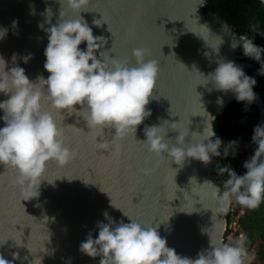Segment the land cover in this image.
<instances>
[{"label": "water", "instance_id": "water-1", "mask_svg": "<svg viewBox=\"0 0 264 264\" xmlns=\"http://www.w3.org/2000/svg\"><path fill=\"white\" fill-rule=\"evenodd\" d=\"M205 6L206 0H89L88 11L80 15L94 36L106 37L104 50L109 56L116 54L115 59L135 65L132 49L142 48L147 50L145 60L158 62L156 85L146 106L151 115L135 133L117 140L111 126L89 128L82 111L54 108L42 89V110L50 112L63 130V141L74 156L64 165L49 160L40 185L21 182L15 167L0 163V258L7 264H99L100 257L85 255L79 245L89 232L93 238L98 235V221L108 223L105 212L117 223L130 217L145 225L159 224L157 230L167 246L182 257L194 259L199 251L210 249L212 237L223 241L229 206L224 211L205 182L216 185L213 172L223 146L221 156H213L208 164L186 158L181 166L166 153L149 152L142 142L145 126L162 123L167 128L164 120H180L190 133L214 127L235 98L231 92L216 90L211 82L200 84L201 73L213 71L221 58L234 61L244 72L254 68L246 61L250 57L231 47L240 34L225 19L205 12ZM61 7L60 0H0V27L8 29L0 39V55L7 68L15 66L12 56L16 53V64L30 80L50 75L44 69L46 30L59 23ZM64 11L65 18L78 14L66 6ZM94 18L104 22L96 26ZM79 47L85 48L86 42ZM29 53L31 59L25 63L22 57ZM254 91L260 125L264 100ZM4 99L0 93V100ZM4 124L0 120V127ZM177 135L167 132L170 143ZM189 139L196 142L201 137ZM101 142L107 147H101ZM249 147L253 155L257 145L251 140ZM98 148L110 155L104 156Z\"/></svg>", "mask_w": 264, "mask_h": 264}, {"label": "clouds", "instance_id": "clouds-1", "mask_svg": "<svg viewBox=\"0 0 264 264\" xmlns=\"http://www.w3.org/2000/svg\"><path fill=\"white\" fill-rule=\"evenodd\" d=\"M60 3L59 23L46 30L48 44L44 50V69L50 73L46 79L40 75L36 80H30L25 69L16 64V53L12 56L15 66L11 68H7L5 58L0 55V93L7 97L0 100V110L3 111L0 120L5 122L0 127V163L15 167L21 182L31 184L40 185L49 160L64 165L74 156V150L64 143L62 132L51 113L42 110V89L46 90V98L54 108L82 111L89 128L100 130L111 126L115 129V138L119 140L135 133L137 126L151 115V109L146 106L159 71L155 59H144L146 49H132L137 60L135 65L109 56V52L104 50L106 37L94 36L92 27L80 15L81 11H88L89 0H60ZM64 6L78 14L65 18ZM46 11L49 13L51 10ZM102 22V18H94L92 24L100 26ZM16 23L13 21L12 27ZM251 30L259 32V25L252 24ZM7 32V28L0 27V39L5 38ZM253 39L240 35L231 47H242L245 56L260 63L258 74L264 75V59L261 58L264 46L255 44ZM82 42H86L85 48L79 47ZM22 59L27 63L31 53ZM201 74L204 80L200 84L211 82L216 90L231 92L237 102H246V111L249 110L247 105L257 98L255 76L247 75L243 67L232 60L221 58L213 71ZM75 105L81 108L77 110ZM164 121L167 128L162 123L146 125V139L142 142L149 152L157 156L166 153L177 165L182 166L186 158L208 164L213 156H221L222 146L224 157H235L238 153L239 140L223 141L216 136L213 124L204 127L202 133H190L189 126L182 125L180 120L172 123ZM169 130L178 132L175 142L170 143L171 138L167 137ZM190 136H200L201 139L192 142ZM211 137L216 138L212 140ZM252 141L257 147L254 154L244 161L246 171L242 175L228 165L218 167V173L228 174L222 193L212 181H205L209 185L210 196L219 202L224 211L229 206V212L233 200L248 208H255L264 201V123L254 126ZM100 146L107 147L103 142ZM104 215L108 223L98 221V235L93 238L89 232L79 245V250L85 255L100 257L99 264L252 263L246 256L250 253L246 232L247 251L243 238L235 243H226V230L223 241L210 238V249L199 251L193 259L182 257L174 248L167 246L166 238L161 237L157 230L159 224L145 225L130 217L128 222L117 223L106 212ZM237 237L234 236V240ZM0 261L7 264L2 258Z\"/></svg>", "mask_w": 264, "mask_h": 264}, {"label": "trees", "instance_id": "trees-1", "mask_svg": "<svg viewBox=\"0 0 264 264\" xmlns=\"http://www.w3.org/2000/svg\"><path fill=\"white\" fill-rule=\"evenodd\" d=\"M205 12L218 15L233 26L240 35H250L254 38L253 42L257 45L264 46V0H206ZM258 24L259 32L252 31L251 25ZM238 54L244 55L242 47L238 48ZM264 59V57H261ZM247 62L254 65V68L245 71L247 75L255 76L257 84L254 87L260 93L264 100V75L258 74L260 63L254 59L248 58ZM246 102H237L234 99L226 109L214 121V129L219 137L227 142L228 140H239L240 142L250 144L253 135V128L259 120V109L256 103L247 105L249 110H245ZM252 156L250 147H239L235 157L228 155L220 157L214 167V176L216 185L221 191L225 190V181L228 179L227 173H218L220 166L228 165L232 167L237 174L242 175L246 169L243 163ZM244 210L239 218V231L248 234L246 244L254 245L257 251V258L264 264V201L255 208L242 206L233 200L227 214L228 225H230ZM228 229L226 235L228 236ZM239 232L236 233V236ZM247 264V263H246Z\"/></svg>", "mask_w": 264, "mask_h": 264}, {"label": "built area", "instance_id": "built-area-1", "mask_svg": "<svg viewBox=\"0 0 264 264\" xmlns=\"http://www.w3.org/2000/svg\"><path fill=\"white\" fill-rule=\"evenodd\" d=\"M244 214V210L241 211V213L239 214V216L230 224L227 226L226 230H230L228 236H226V243H235L236 241H238L239 239L243 238L244 240V247L246 249V251L248 250V247L245 245V241H246V233L245 232H241L239 231L240 225H239V221L238 218ZM239 232V235L237 237L236 240H234V236H236V233ZM248 254V253H247ZM247 256V255H246ZM246 259V257H245ZM245 264V262H244Z\"/></svg>", "mask_w": 264, "mask_h": 264}, {"label": "rangeland", "instance_id": "rangeland-1", "mask_svg": "<svg viewBox=\"0 0 264 264\" xmlns=\"http://www.w3.org/2000/svg\"><path fill=\"white\" fill-rule=\"evenodd\" d=\"M242 146H246L247 148H249V145L247 143H243L239 141V147H242ZM249 248H250V251H249L250 253L247 255V259L252 262L251 264H262L259 258H257L256 247L254 245H251L249 246Z\"/></svg>", "mask_w": 264, "mask_h": 264}, {"label": "snow or ice", "instance_id": "snow-or-ice-1", "mask_svg": "<svg viewBox=\"0 0 264 264\" xmlns=\"http://www.w3.org/2000/svg\"><path fill=\"white\" fill-rule=\"evenodd\" d=\"M94 11H96V12H100V13H102L101 11H97V10H95V9H93ZM92 10V11H93ZM102 15H103V13H102ZM115 54V53H114ZM116 56V54L114 55V57ZM63 130L61 129V132H62ZM84 132V131H83ZM89 132V131H88ZM88 132H85V133H88ZM129 138H133V137H129ZM96 140H97V138H96ZM98 151L99 152H102V154L104 155V156H109L110 155V153L106 150L105 151V149H99L98 148Z\"/></svg>", "mask_w": 264, "mask_h": 264}]
</instances>
